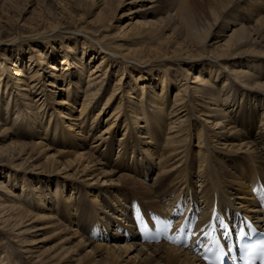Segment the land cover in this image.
I'll return each mask as SVG.
<instances>
[{"label":"rangeland","instance_id":"rangeland-1","mask_svg":"<svg viewBox=\"0 0 264 264\" xmlns=\"http://www.w3.org/2000/svg\"><path fill=\"white\" fill-rule=\"evenodd\" d=\"M185 1L191 6L190 8L193 14V18L191 17V26H196L197 28L204 27L207 29L206 42L204 43L205 48H202L203 44L196 42V39L190 36L191 33H188L186 30L188 27L187 23L176 14L182 2L181 0H0V72H2V75H0V94H2L0 98V146L2 147L0 149V180L8 185V190L5 191L6 195L1 201L7 203L11 202L10 200H13L10 197L11 191L17 189L20 194V199L22 200L24 198V200L30 203L31 206H26L28 209L35 211L34 208L31 207L36 205L40 206L43 203L47 205L49 203L53 206L51 207L52 210L49 212H53L54 208L63 207L64 196L69 197L70 195L72 196V200L74 197L78 198V189L80 185L86 183L94 193L104 192L111 195L109 196L107 194V196L112 198L110 201L107 200V202H104V204L108 206V202H110L113 211L116 209V203L118 204L120 199L125 202V196L129 198L128 201H130L132 205L134 202L131 200L137 199L142 203L146 211L147 209L152 211L157 209L158 212L166 210L165 208L163 209L162 203L164 204L167 200L170 202L168 197L161 199V204L160 202H146L140 195L132 190V182L129 184L122 183L119 180L110 182V177L104 176L103 174L98 175L99 178L95 177L94 173L96 171H90L86 176L84 175L87 174V172L83 175H79L81 172L77 173L75 171V164H73L72 167H66V165L61 164V160H56L45 165L43 162L46 160V152L48 154H54L59 147H55L54 145L56 144L48 142L51 141V139H49L50 136L46 138L45 136H40L41 134L44 135V132L40 130V132L37 133V131V135H35L33 129L36 127L35 123L38 122L36 120L41 121V123L39 122V127L36 128L40 129L42 125H47V123L52 125L54 121H59L63 116L61 115L63 112L68 117L64 119V128L67 129L68 124L71 123L72 125V122L75 123V125L71 126L72 128L70 130L72 136L75 139H84L86 131H79L78 128V123H80L78 115L81 108L80 104L83 101V92H81L82 90L75 91L72 81L70 89L71 96L76 99L75 103L60 104V100L64 98V93L66 92L64 90H58V86L61 83V79L58 77L61 76L62 73H76L75 77L79 80V85L82 87L81 89H84L87 78L89 77L88 75H90V73L93 74L92 70L101 63L99 69L96 70H101L99 71L100 74L104 71L106 73L103 74V76L101 74L100 77L96 78V81L101 78L104 79V83L101 87L102 90L99 89V95L94 98L95 100L92 99L89 104L86 112L88 118L84 130L87 127V130L91 131V137H93V135L98 137L103 136V139L95 141L92 144H90V141L93 140H89L86 150H92V153L97 155V153L103 152L108 146H111L107 160L111 165L109 164L103 167L102 170L105 171L113 167L114 164L119 163L121 160L120 163H122V165L118 168H114L116 172H119V174H130L136 178V181H133V183L138 184L140 183L138 180H141L153 186L154 189L155 177L153 176L155 175H150L147 168L137 170L136 168L138 167H133L135 171L131 170V166L135 165V161L138 163L144 161L140 159L143 157L140 154L148 156V151L145 146H142L139 152H136L133 148H130L131 151L126 150L122 152V142L132 141V143L135 142L139 144V141H146L149 145L153 143L154 140L144 138L146 135L140 134L139 132L141 131L142 133L143 130H145L144 126L149 127L154 123L153 115L158 119L166 115V123L169 124L171 118L168 114L169 107L167 108L166 106L174 102V96L178 88L184 83L192 86V77L195 75H198L200 78L202 76L206 77L207 72L204 71L207 70H204L205 66L203 65L208 61V57L213 55L208 51H214L216 48L223 49V43L228 39V36L232 33L234 28L239 27L246 29V31L249 32L248 35L249 38H251V43L238 46L237 49L232 50L231 54H237L244 50H254L258 54H264V22L261 24V22L258 21L260 17L259 13L261 12L260 15H264V4H262L264 0H255L253 2L252 0ZM161 8L163 9L160 11ZM98 40L99 43L97 42ZM194 43L200 46L196 48ZM70 46H77V55H72L69 49ZM41 52L42 55L40 57L39 54H41ZM102 55H105L103 63L101 62ZM120 55L143 62L127 59ZM253 55L254 54L251 53L241 55L240 57H243L241 59V62L243 61V65H240L241 67L232 65L233 62L230 61H233L232 59L234 57L228 58V62L225 61L224 69L230 73L232 68L240 67L241 71L247 70L250 76L258 74V78L254 79L264 83V76H260V73L264 74V57H259L261 56L259 55L257 58H260L261 62L257 64L255 61L257 60L255 57L257 55ZM42 56H46L48 65L50 63H58L60 65L63 58L69 56L70 63L67 66L70 68L62 72H60L62 69H59V72H52V69L47 67V64L41 65L40 59ZM168 56H172L171 58L180 56L183 59L172 61L168 60ZM140 58H142V60ZM76 62L77 64L83 63L82 67L79 68L76 66ZM30 63H32V65ZM17 66H20L21 70L31 71L30 73H34L35 70H38L40 73L41 82L38 84L40 86L36 87L33 93L29 92V97H26V95L24 97L21 96L23 94L21 88L25 86V83H20L19 85L15 83L17 77L25 79L22 75H16L18 73ZM260 66L261 68L257 69V67ZM59 67H62V64ZM212 69L214 70L211 73L212 75H210L211 82L218 88L219 84L226 78L227 72L218 70V66ZM96 74L92 77L96 76ZM216 75H218V77H216ZM161 77L165 78L167 84V91L164 94L168 98L165 104L166 110L164 112L162 110H156V107L161 102L159 94L163 93L161 92ZM54 80L56 86H49V82ZM163 83L164 82H162V84ZM29 84H31V82H29ZM95 86L96 84L91 88L96 89ZM140 86L145 88L144 90L146 91L142 97L138 92V90L140 92L142 90ZM132 88L137 89V93L135 94L137 98L129 96ZM114 91L115 94L112 97L113 99L111 98L109 104L102 108L104 102ZM244 91L246 92L248 90L244 89ZM261 91H264V89ZM189 93L192 95V98L189 100L188 97V102L194 105L196 109H202L201 105L196 106L199 102V100L196 99H199V97L194 98L195 95L199 96L201 92H198V94L195 89H191ZM9 94H11L10 98L8 96ZM120 96L123 98L122 112L115 117L113 116L115 112H113V109L117 105ZM138 99L141 100L144 106L143 109L146 110V112L143 114L141 113L142 116L140 121L138 119L137 128L134 130L133 126L136 125L137 118L129 111L130 108L127 104H134ZM253 100V97H246L245 95L238 98L237 107H239L240 111L237 114L246 118L244 119L245 121L241 119L240 121H242L243 124L239 123L238 126L241 128L239 132L242 134H246L247 129H249L248 132L252 131L253 134L258 132L259 127L264 130V126L258 121V116L255 115L253 117L251 115V111L253 110L252 104L254 105V103H252ZM6 101H9V104H18L20 101H23V103L31 102L30 104H34V107L30 104L28 105L31 106V108L23 105L26 111L23 109L17 116L16 109L14 108H8L6 112ZM256 102L257 101H255V103ZM243 109L245 110L243 111ZM30 111L35 114L34 118L36 119L30 116ZM200 111L195 113V118L192 117L194 119L191 118L189 120L191 124H194V127L190 128L191 140L189 139L187 144H192L194 152L198 147L204 146V137L201 136V139L198 140L196 136V124H198V128H202V133L206 131V127L209 129L211 126V124L207 123L206 119L203 118ZM249 117L250 121L248 119ZM93 119H96V123L98 122V128L94 127L96 124L90 126ZM31 121L33 122V126H31ZM234 121H236L235 118ZM184 122H187V120ZM93 127L94 129H92ZM165 127H167L166 124ZM4 128H7L8 132L12 134V138L3 130ZM185 130L186 133H188L186 128ZM241 130L246 132L243 133ZM77 133L81 135H77ZM165 133L160 131L159 141H164L163 138L165 137ZM207 139V142L213 147L215 142L213 143L209 136ZM221 139L219 143L223 145L222 141L224 139ZM17 141H40L52 148L46 151L44 149L46 146L42 148L38 146L32 148V145L29 144L25 148L24 154H16L15 151L12 150V147L17 145L13 143ZM159 144L160 143H157V146ZM88 145L94 147L91 149ZM221 145L217 147H223ZM95 147H97V149L99 148V151H96ZM225 147L229 148V145H225ZM10 155L12 156L11 159L9 158ZM73 157L75 156L73 155ZM3 158L4 161L1 160ZM145 158L146 157H144V159ZM150 160L153 166L157 163L156 158ZM100 166L101 165H98V168ZM94 168H97V166L91 167V170H95ZM240 172H237V175L240 174ZM116 176L117 175H115V177ZM186 179L196 190H200L203 187L202 179L198 178L196 173H190V180L188 176ZM24 181L25 184L23 186L22 182ZM179 184L180 183H178L177 186ZM120 187L122 188L120 191L125 192V195L123 194L124 196L121 194V198H119L120 195L114 196L113 193H111V191L117 190ZM178 191L179 189L174 190L173 195H178ZM42 195L43 201L38 200ZM14 201H16L17 204H23L18 199ZM128 201L126 205H130ZM197 202L200 205V201ZM87 206L90 211L88 216L93 218L97 212L91 208L92 205L90 207V204H87ZM109 209L110 208H108V210ZM113 211L111 210L110 214L113 213ZM41 215L43 216L42 219L30 224H28L29 221L25 223L28 224V227L34 224L37 225L36 230L30 233V239L35 240L36 246L38 247L37 249L43 252L45 257L51 256L52 258L55 256L61 258V260L58 261L59 264H90L91 259L86 255V251H90L92 245L84 249V246L79 244L80 241L78 238L71 236L72 234L70 231H68V233L62 231V226L60 224H58L57 227L50 226L48 220H46L48 212H43ZM72 216L74 217V215ZM64 220L66 221V218L62 216L61 222L67 224L68 222ZM131 221L133 224V219H131ZM67 225L69 227L71 226L70 228L75 227L71 224ZM94 227L95 223L93 222L90 226L91 233H94ZM113 228L114 226L111 225L108 230L111 233H116V230ZM133 231L137 234L135 223L133 224ZM113 238L115 240L111 239L109 244H111V242L114 244L124 242V237ZM130 240L136 244H140V246H142L141 244L157 245L161 243V241L148 242L146 240L141 241L140 239ZM130 240L127 238L126 241ZM5 243L6 241L0 240V250L6 245ZM135 253L136 251L131 253L130 256ZM124 255L125 254L120 255L121 258L124 259ZM102 258L104 257H97L99 260ZM12 264H14V262ZM17 264L20 263L17 262Z\"/></svg>","mask_w":264,"mask_h":264},{"label":"bare ground","instance_id":"bare-ground-1","mask_svg":"<svg viewBox=\"0 0 264 264\" xmlns=\"http://www.w3.org/2000/svg\"><path fill=\"white\" fill-rule=\"evenodd\" d=\"M181 1L182 2L179 6L178 11H176V14L187 23L188 27L186 30L188 31V33H191L190 36L196 39V42H200V44H203L202 48H205L204 43L206 42L207 29L204 27L197 28L196 26H191L192 25L191 17L193 18L192 10L190 8L191 6L188 5V3L185 0H181ZM253 1L255 0H252V2ZM162 9L163 8H161L160 11ZM260 14L261 12L259 13L260 17L258 18V21L261 22L262 24V22H264V15H260ZM248 34L249 32H247L246 29L239 27L234 28L232 33L228 36V39L225 40V42L223 43L222 46L223 49L216 48V50L214 51H208L213 55L209 56L208 61H206L205 62L206 64L203 65L205 66L204 70L205 69L207 70L204 71L207 72L206 77L202 76L200 78L198 75L193 76L192 77L193 79L191 81L193 85L189 86L185 83L182 84L178 88V91L174 96L175 98L174 102L171 105L168 104L166 106L167 108L169 107L168 114L171 118L169 124L166 123V119H167L166 115L165 117H163L164 116L163 115L160 119H158L153 115L152 117L154 119L153 120L154 123L151 124V126L149 127L144 126L145 130H143L142 133L141 131L139 132L140 134L146 135V137L144 138L154 140L153 143L149 145L147 144L148 142L146 143V141H139V144L135 142L132 143V141L122 142L121 144L123 147L122 152L123 151L125 152L126 150L129 151L130 148H133L136 150V152H139L140 151L139 149H141L142 146H145L146 150L148 151V156L146 154H145L146 156L140 154L141 156H143L140 159L144 161L142 163H138L135 161L134 162L135 165L131 166V170L135 169L133 167H138L136 168L137 170H140L141 168H147L150 175L151 174L155 175L153 176L155 177L154 189L153 186H150V184H146L141 180H138L140 182L138 184L133 183V181L134 182L136 181L135 180L136 178L130 174H126V173L119 174V172H116L114 168H118L119 166L122 165V163H120L121 160L119 161L120 164L116 163L117 166L116 164H114L113 167H111L112 169L109 168L103 171L102 170L103 167L110 164V162H108L107 160L110 154L111 146H108L105 151L97 153V155L95 153H92V150H86L89 140H93L90 141V144H92L95 141H99L103 139V136L98 137L93 135V137H91L90 135L91 131L87 130V127L84 130L85 123L87 122V118H88L86 112L89 107V104L92 101V99H94L99 95V89H101L104 83V79L101 78L96 81V78L100 77L101 74L103 76V74L106 73L104 71L103 73L100 74L99 71L101 70H96L99 69L101 63L99 64V66H97L92 70L93 74L90 73V75H88L89 77L87 78L86 86L84 89H81L82 87L81 85H79L80 82L75 77L76 73H62L61 76L58 77L59 79H61V83L58 86V90L60 91L64 90L66 92L64 93L65 95L64 98L60 100L61 101L60 104L62 105L71 104V102L75 103L76 99L75 97L71 96V89H70V84L72 81L74 83L72 84L74 85L75 91L82 90L81 92H83V99H82L83 101L80 104L81 108L78 115V119H80V123H78V128L79 131L81 130L84 132L86 131V133L84 139L82 140H79V138L75 139L72 136V133L70 132L72 128L71 126L75 125V123L71 121L72 125L70 123L68 124L67 129L64 128L63 126L65 123L64 119L67 117V115H65L63 112L61 113V115H63L62 118L61 119L58 118L60 119L59 121L58 120L54 121L52 125H49L48 123L47 125H42V126L40 125L41 126L40 129H36V128L39 127L38 125L39 122L41 123V121L36 120L38 122L35 123L36 127L33 129V133L37 135L36 134L37 131H38L37 133H39L40 131L44 132V135L40 133L41 134L40 136H45V138L47 136H50L49 139H51V141L48 142L49 143L51 142L52 144H56L54 145L55 147H59V149L57 148V151L54 154H48L46 152L47 155L46 160L43 163H45L46 165L56 160L57 161L61 160V164L66 165V167H72V165L75 164L74 165L76 166L75 171L77 173L81 172V174L79 175H83L87 172V174L84 175L86 176L88 175V172L96 171L94 173L95 177L99 178L98 175L103 174L104 176L110 177V182H112L113 180H119L125 184H129L132 182L133 184L132 190H134L138 195H140L142 199H144V201L146 202H151V203L160 202L161 204L162 202L161 199H163L164 197H168V199L171 200V202H169L166 198L167 201H165L164 204L162 203L163 209L164 208L166 209L165 211H167V209L170 208L178 200L179 198L178 195L183 194L189 196L195 201H200L201 202L200 205H202L205 210L202 213V216L205 213L206 215L205 218H207L209 215L208 209L212 206L214 201V194H217V200L219 206H221L222 204H227L229 208H232L234 205H236L240 209L245 211V213L249 217H251L252 221L256 222V221L264 220V217L261 213V209L254 207L256 205V201L252 197L248 186L249 181L254 180L257 176H260L264 181V130H262V128L259 127L258 132L254 134L252 131L248 132L249 129H247L246 134L240 133L239 129L241 128H239L238 126L239 123L243 124V122L240 120L242 119L243 121H245L244 119L246 118L240 116V114L239 115L237 114L240 111L239 107H237L238 98L240 96L242 97L243 95H245L246 97L251 96L254 99L252 102L254 103V105L252 104L253 110L251 111L252 112L251 115L253 117L255 115L258 116L259 123L262 126H264V116H263L264 91H261L262 89H264V83H261L258 80L254 79V78H258L257 77L259 76L258 74L254 76H250L247 70L241 71L240 69L241 67L240 65H243L242 64L243 61L241 62V59L243 57H240L241 55L243 54L246 55L248 53L254 54L253 56L257 55L255 56L257 59L255 61L258 64L261 62V59L257 57L259 55H261L259 57H264L263 56L264 54H258L254 50H244L239 53L236 52L237 54H231L232 50L237 49L238 46L251 43L250 41L251 38H249ZM97 42L99 43V40ZM194 45H196V48L200 46L199 44L196 43H194ZM69 49L70 52H72V55L78 54L77 46H70ZM39 55L41 57L42 52ZM120 56L127 59H132L124 55H120ZM70 57H71V53H70ZM104 57L105 55H102L101 57L102 63L105 60ZM171 57L172 56H168V60L174 61V60L183 59L180 56L176 58H171ZM228 58H233L232 59L233 61H230L233 62L232 65L240 66L239 68L238 67L232 68L230 73L224 69L225 68L224 64L228 62L227 61ZM6 59L8 60L7 57ZM140 59L142 60V58ZM132 60L143 62L137 59H132ZM40 61H41V65L47 64V67H50L52 69V72L53 71L59 72L58 71L59 69H62L60 71L62 72L63 70L66 71L67 69L70 68L69 66H67L70 63L69 56L63 58L62 62H60V65L62 64V67H59L60 65L58 63H57L58 65L56 63H50L48 65V62L46 61V56H42ZM30 64L32 65V63ZM75 64L76 66L81 68L83 63L77 64L76 62ZM216 66H218L219 68L218 70L227 72L226 78L222 81L221 84H219L218 88L214 83L211 82V78H210L211 77L210 75H212L211 73L214 70L212 68ZM260 68L261 66L257 67V69ZM17 70L18 73L16 75L19 76L22 75L24 76L25 79L21 77H17L15 83H17L18 85L20 83H25V86L21 88L23 93L21 96L24 97L26 95V97H29V92L33 93V91L36 90V87L40 86L38 85L41 82L40 73L38 72V70H35L34 73H30L31 71L29 70L26 71L21 70L20 66H17ZM1 73L2 72H0V75H2ZM94 74H96V76L92 77ZM260 76H264V74L260 73ZM216 77H218V75H216ZM29 82H31V84H29ZM54 82L55 80L50 81L48 85L55 87L56 85L54 84ZM160 82H161V92L163 93L159 94V97L161 98V102L156 107V110H162L164 112L166 110L165 104L167 103V98H168L164 94L167 91V84L165 78L162 77L160 79ZM162 82L164 83L162 84ZM94 84H96L95 86L96 89L91 88L93 87ZM141 89H142L141 92L139 90L138 92L139 95H141L142 97L144 95V92L146 91L144 90L145 88L141 87ZM191 89H195L197 93L201 92V94L198 93L199 96L195 95L194 98L199 97V99H196L199 100L196 106L201 105L202 109L200 108L196 109L194 105H191V103L188 102L187 98L189 97V100L190 98H192V95H190L189 93ZM244 89H247L248 91L245 92ZM115 91L110 94V96L104 102L102 108H104L109 104L110 99L115 94ZM136 93H137V89L132 88V91L130 92L129 96L137 98V96L135 95ZM1 96L2 94H0V98ZM8 96L10 98L11 94H9ZM140 99H138V101H135L134 104H127L128 107L130 108L129 111H131L132 114L137 118V121L135 120L136 125L133 126L134 130H136L137 124L140 121V118L142 116L141 113L143 114L146 112V110L143 109L144 106ZM122 100L123 98L120 96L117 105L113 109V112L115 111L113 113L114 114L113 116L115 117H117L118 114L122 112V107H123ZM255 101L257 102L255 103ZM30 103L31 102L23 103V101H20L18 102V104L16 103L9 104L8 101L7 104L5 105V109L6 112L8 108L16 109L18 116L19 115L18 113H20V111H23V109L25 110V108H23V105H26L28 108L29 107L31 108V106L34 107V104H30ZM28 104H30L31 106H29ZM244 110L245 109H243V111ZM197 111L201 112L203 118H205L206 122L210 123L211 126L209 129L206 127L205 128L206 131L202 133L201 131L202 128H198V124H196L197 125V127H195L196 136L198 140L201 139L200 138L201 136L204 137V146L198 147L197 150L194 152L192 144L188 145L187 141L189 139L191 140L190 128L194 127V124L193 123L191 124L189 120L192 117L195 118V113H198ZM29 114L32 118H34L35 116L34 113L30 111ZM235 115L238 116L234 117ZM250 117L248 118L249 121H250ZM234 118L236 121H234ZM185 119L187 120V122H184L186 121ZM93 124H96L94 125V127L98 128L97 125L98 122L96 123V119H93L90 126H93ZM165 124L167 125V127H165ZM31 126H33V122L31 123ZM94 127L92 129H94ZM185 128L188 130V133H186ZM3 130L7 132L8 135L12 138V134L8 132L7 128H4ZM160 131H162L163 133L166 132L165 137L163 138L164 141H159ZM242 132L245 133L246 131H242ZM77 135H81V134L77 133ZM208 136L213 141V143L215 142L213 147L209 144V142H207ZM221 138L224 139L222 141L223 145L219 143L221 142L219 140H222ZM13 143L17 144L16 146L12 147V150L15 151L16 154H24L25 148L29 144L32 145V148L37 146L42 148L43 146H46V148H44L46 151L52 148L40 141L39 142L17 141ZM157 143H160L161 146L160 144L157 146ZM220 145L223 147H217ZM225 145H229V148L225 147ZM89 147L92 149V147L94 146L90 145ZM1 148L2 147L0 146V149ZM95 148L96 151H99V148L98 149L97 147ZM73 155L75 157H73ZM144 157L146 158L144 159ZM4 158L1 160L4 161ZM9 158L11 159L12 156L10 155ZM153 158H156L157 161V163L154 164V166L151 165L153 163L150 160ZM98 165L101 166L98 168ZM96 166L97 168H94L95 170H91V167H96ZM237 172H240V174L237 175ZM190 173L191 174L196 173L198 178L202 179L203 187L200 190L194 189L191 186V184H189V182L187 181L186 179L187 176L190 180ZM115 175L117 176L115 177ZM79 181L83 182L82 180ZM178 183L180 184L177 186ZM22 184L24 186L25 181L22 182ZM178 189H179L178 191L179 194L173 195V191ZM7 190H8V185H6L4 181L0 180V240L6 241L5 243L6 245L0 250V264H12L13 262L14 264H17V262H19L20 264L23 263L24 264L25 263L59 264L58 261H60L61 258L55 256H53L52 258L51 256L45 257V254L37 249L38 247L36 246L35 240L30 239L31 238L30 233L36 230L37 225L34 224L29 227L27 225L42 219L43 216L41 215V213L43 212L46 213L48 212V217L46 218V220H48L50 226L57 227V225L60 224L62 226V231L66 233L70 231L72 234L71 236L77 237L78 240L80 241L79 244L83 245L84 249L92 245L91 246L92 249L90 251H86V255L91 259L90 264H128V263L129 264H200V262H198L197 260V257L193 253H191V251L171 245L162 240L161 243L157 245L141 244L142 246H140V244H136L130 240L133 239V237L128 238L130 241H126L127 238L124 237V242H120L117 244L111 242V244H109V241H111V239H114L113 237H123V234L119 233L118 230H116V233H111L110 231H108L111 225L115 227V225L119 224L123 226L124 229H128L132 231L133 236L136 235L133 231L134 222L132 224L131 221L132 217L129 214L131 208L129 209V205H126L127 201L129 200L127 196H125V202L122 201V199L120 200L118 199L119 200L118 204L116 203L117 207L113 211L110 202H108V206H105L104 204V202H107V200L110 201V199L112 198L109 197L111 196L109 193H104V192L94 193L89 188L88 184L84 183L83 185H80V188L78 189V193H79L78 198L74 197V199L72 200V196L70 195L69 197L64 196L63 207L54 208L53 212H49L52 210L51 207H53L49 203L47 205L43 203L40 206L36 205L34 207H31L34 208L35 211L28 209L26 206L27 205L31 206L30 203L24 200V198L22 200L20 199V194L18 193L17 189L11 191L10 197L13 199V200L9 199L11 202L7 203L1 201L3 197H5L6 195L5 191ZM120 190H122L121 187L118 188L117 190L111 191V193H113L114 196L120 195L119 198H121V194L125 195V192ZM107 194L109 196H107ZM28 195H29V190H28ZM40 198L38 200L43 201V195ZM16 199L20 200L23 204L20 203L17 204V202L14 201ZM128 202H129L128 204H130V201ZM87 204H90V207L92 205L91 208L94 209L95 212H97L93 218H90L88 216L90 211L88 210ZM108 208L110 209L108 210ZM111 210L113 211V213L110 214ZM153 211H157V209H154ZM72 215H74V217ZM62 216L66 218V221L65 220L64 221L68 222L67 224L74 225L75 227L70 228L71 226L69 227L64 222L62 223L61 222ZM27 221H29L28 224H25ZM93 222L95 223L94 233H91L90 226L91 223L93 224ZM105 228L107 229V231L104 230ZM100 230L103 232L101 233ZM107 233H109L110 237L107 236ZM135 251L136 253L130 256V254ZM123 254H125L124 259L121 258L120 256ZM97 257H104L105 259L102 258L99 260L97 259Z\"/></svg>","mask_w":264,"mask_h":264},{"label":"snow or ice","instance_id":"snow-or-ice-1","mask_svg":"<svg viewBox=\"0 0 264 264\" xmlns=\"http://www.w3.org/2000/svg\"><path fill=\"white\" fill-rule=\"evenodd\" d=\"M139 223L141 224V226L147 231V225L143 222L142 219L139 220ZM221 226L223 227L224 225L221 224ZM171 227V221H165V220H160L158 217L156 218V232L159 233L161 231H167L169 228ZM241 235H243V233L241 232ZM247 246H244V248H246ZM243 250V249H242ZM248 255L251 256L252 253L249 251ZM262 255H264V253H262ZM217 259H219V257L217 256ZM248 264H251V261H248Z\"/></svg>","mask_w":264,"mask_h":264}]
</instances>
